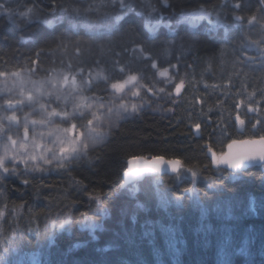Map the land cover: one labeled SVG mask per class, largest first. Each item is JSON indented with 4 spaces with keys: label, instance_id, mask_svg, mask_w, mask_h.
<instances>
[{
    "label": "snow or ice",
    "instance_id": "1",
    "mask_svg": "<svg viewBox=\"0 0 264 264\" xmlns=\"http://www.w3.org/2000/svg\"><path fill=\"white\" fill-rule=\"evenodd\" d=\"M47 8L51 19L42 17L44 9L39 4L26 6V10L19 13L28 22L36 20L52 30L44 44L33 49V56L28 57L30 62L22 64L19 70H0V234L10 220L14 225L13 236L41 230L39 223L32 225L31 216L29 225L17 230V217L23 205L9 199L10 180H18L26 186V191L31 189L40 199L39 181L54 172L67 174L76 191L88 195L91 203L100 205L101 195L95 189L89 192L83 181L72 175L74 166L84 162L92 166L93 160L99 157L94 158L91 153L97 145L106 142L111 130L120 127L122 121L142 118L148 110L175 113L177 107L183 106L191 89H198L201 84L211 90L204 94L206 97L220 93L206 109L207 100L193 94L191 109L186 110L189 134L202 141L199 150L207 160L203 169L212 165L215 172L231 169L227 174L233 178L248 175L253 168L264 170V86L248 91L250 74L239 67L258 59L261 67L258 85H264V0H255V3L232 0L230 4L225 0L207 6L197 2L194 8H184L176 0H84L83 3L81 0H49ZM225 10L228 15L224 14ZM5 14L12 19L9 0H0V15ZM173 19L176 25H189L190 31L179 41L160 40L157 47V33L161 29L168 30L165 36L175 35V25L170 22ZM205 20L223 29V43L226 44L235 31L241 40L240 48L257 53L255 57L241 60L233 49L232 65L238 70L226 77L227 86L209 84L205 79L208 73L216 75L213 65L223 62L224 47L216 54L197 57L205 65L199 80L195 79L194 65L184 59L187 54L198 51L197 26ZM65 23L67 28L57 36V26ZM81 31L99 49L97 58L86 57L85 52L90 55V49H83L80 40L71 39L69 33L79 35ZM116 32L131 38L118 52L111 47ZM141 32L146 39L141 37ZM20 42H24L23 37ZM69 45L72 46L70 55ZM109 54V60L99 58ZM125 55L127 59H121ZM44 58L49 67L43 66ZM233 77L240 78V90L235 93H232ZM242 95H246V100L239 99ZM150 96L155 97L156 102ZM229 99L231 103L226 106L225 101ZM159 100L170 102L171 107L163 108ZM24 110L27 111L23 118L17 115ZM183 118L178 116L177 123ZM122 160L119 166L122 183L118 190L133 195L140 191L142 183L158 186L162 176L169 174H174L176 180L190 178L193 187L185 188L186 193L197 191L195 183L200 178L208 180L209 188L220 187L211 178L203 177L199 168L188 166L179 158L146 157L124 151ZM261 179L264 180V176ZM68 198L65 189L63 199ZM75 203L71 201L65 206L68 211L59 228L71 224V209ZM27 211L31 213L33 205L27 204ZM81 215L86 217L87 213ZM46 220L45 228L56 227L55 220L48 217ZM90 227L95 230L98 225L93 223ZM3 243L0 241V247ZM4 260L0 253V264Z\"/></svg>",
    "mask_w": 264,
    "mask_h": 264
},
{
    "label": "trees",
    "instance_id": "2",
    "mask_svg": "<svg viewBox=\"0 0 264 264\" xmlns=\"http://www.w3.org/2000/svg\"><path fill=\"white\" fill-rule=\"evenodd\" d=\"M48 1L25 0L24 6L26 4L30 6L39 4L40 8L46 11L45 8L49 3ZM58 2H66V0H58ZM81 2L83 3L84 0ZM197 2L204 3L207 6L224 3L225 0H176V3L182 5L184 8H194ZM231 2H228V4ZM253 3H255V0H253ZM164 14L165 16L168 15L167 12ZM224 14L228 15L227 10H225ZM173 21L174 19L171 22L175 25ZM208 24L206 20L197 27L196 35L199 36L198 51L187 54L184 59L187 63L194 65L196 73L195 79L199 80L200 72L205 65L204 61L197 57H207L216 54L221 47H224L225 56L223 62L219 66L213 65V72L216 75L213 77L211 73H208L205 79L209 84L226 86V77L230 73L238 70V68H233L232 65L233 49H235L234 55L241 60L247 57H255V52L240 48L241 40L239 34L235 31L230 35L228 42L226 44L223 43V30L207 29L206 26ZM66 28V23L64 25H58L56 35L59 36L60 32ZM51 31L46 25L39 24L36 20L33 22H28L27 20L18 21L17 18L10 20L6 14L0 15V70L16 71L19 70L22 64L29 63L28 57L33 56V49L37 48L38 45H43ZM189 31V25H179L174 28V36H165L164 33H167L168 30L161 29L157 33V47L158 41L163 39H176L179 41V38L186 36ZM69 35L72 40H80L83 49H90V55L89 52H85L86 57L91 59L99 56V49L96 47V44L90 42L89 36L85 35L83 31L79 35H73L72 33H69ZM21 37L24 38L23 43L20 42ZM141 37L146 39V36L142 32ZM253 38H255L254 34ZM130 39V37H122L119 32H116L112 36L111 47L116 52L121 51L122 45L126 44ZM71 51L72 46L69 45V55ZM110 56L111 54L99 58L109 60ZM121 59H127V55L121 57ZM43 66H50L47 58H44ZM239 67H243L244 71L250 74L248 81L250 87L248 91H251L252 87L255 86H264L258 85L261 73L260 61L258 59L254 63L240 65ZM252 76H255V81L251 79ZM239 81V77H233L235 87L232 90H240ZM208 91L211 90L204 89L203 84L198 89H191V93L188 95L187 100H185L187 102L186 108L188 110L191 109L190 102L193 100V94L195 97L199 96L206 99L207 106L212 105L220 93L216 92L211 97H206L204 94ZM240 99L246 100L244 96L243 98L241 96ZM257 99H259V96H257ZM225 105H230V102L228 100L225 101ZM184 111V108H179L177 115L180 113L181 116L185 117L183 115ZM240 111L242 112V110ZM185 118L177 123V120L172 119V117L144 113L142 118L122 121L120 127H117L111 132L106 142L96 147V150L91 153L94 158L99 157V159L93 160L92 166H74L72 175L77 180H82L89 192L95 189L101 195L103 208L110 209L108 218L105 217L102 220L103 228L95 231L94 235L87 229H81L80 224L86 219H89V217H96L97 214L94 211L95 205L89 208V196L76 191L75 185H70L68 182L67 178L69 176L67 174L52 173L46 179L39 181L41 185L39 190L40 199L36 198L31 189L26 191V186L14 179L18 182V187L15 189H20V191H16L15 189L10 191L9 199L17 205H23V216H26L28 220L29 216H31L33 226L36 223L41 225L46 222L45 217L57 211L60 213L58 220L62 223L63 216L68 211V208L65 206L71 201H76L71 209V224L65 225L64 229L60 228V230L54 231V236H48L46 234L47 236L45 238H48L50 245L44 250L49 252L50 258H42L44 264H58L59 259L63 261V264H78L80 258L82 260L88 259L87 254L91 256V264H172L170 258L167 256L168 247L164 236L165 234L158 232L154 227H150L145 215H151L154 221L158 220L159 226L174 229V231L165 233H172L176 239H179L178 243L181 251L179 250L178 256L181 259L180 264H215V255H210L211 250L206 253L204 250L202 251V246H200L198 251H195V248L202 243L200 238L197 237V228L200 226L198 223L201 220V210L203 209H200V203L198 202L197 204H191L188 201L185 202L182 198V191L176 192L175 195L183 203L182 206L184 208L180 205L174 206L173 209H183L185 216L182 211V215L176 214L170 220L166 217L169 211L160 212L154 209V207H148L149 210L146 212L140 209L124 217L120 215V210L127 203V199L124 197L129 194L128 191L124 190V197L114 196L115 189H118L119 184L122 183V180L119 179V166L123 163L122 153L124 151L134 152L144 156L164 155L167 158H179L186 165L199 168L202 171L203 177L211 178L220 186L217 190H212L207 186L208 180L202 181L200 178V202L204 203L208 209H211L213 205L209 199L215 196L219 197L218 203L221 204L227 201L234 203L238 201L239 203L234 206L236 210H241L242 207H245L246 203L248 205L254 204L255 212L251 209L247 216L245 214L246 217H240L241 219H246L248 216L255 217L253 218L255 220L250 224L253 230H251L252 232L250 231L252 234L248 236V251L246 253H235L232 257L234 259L231 264H264V253L262 252L260 254L253 249L255 244L260 241L264 242V210L262 211L261 206L258 207L256 204L260 203L262 205L264 203V180L261 179L264 176V170L259 168L250 169L248 175L240 176L241 178L232 181L229 179L227 171L223 173L213 171V165L208 169H203L202 166L207 164V160L199 150V145L202 141L198 137L189 134L190 122L186 121L187 118ZM168 179L166 176L163 177V183L169 182ZM185 184L182 183L181 187L183 188ZM65 189L69 193L68 199H63V191ZM164 190L167 191V187ZM164 190L163 192L167 193ZM167 194L169 195V193ZM141 198L144 199L142 196ZM40 201H44V205L41 206L42 208L35 209L31 213L27 211V204L33 205L34 208ZM49 204H51L50 207ZM247 207L250 209V206ZM62 209L63 211H61ZM85 212L87 213L86 217L81 215V213ZM220 212L223 213L225 211L220 210ZM116 217H118L117 221H115ZM185 217L186 220H184ZM232 220L234 219L228 220L229 222L227 224L231 225ZM89 237H95L96 239L92 242H87ZM235 237L236 235H232V241L235 239L238 242L240 238ZM28 240L38 243V237L36 235L28 237ZM114 241H117L119 245L114 246ZM218 242L219 247L216 248V254L222 251L221 238L218 239ZM16 245L20 246L21 249H26L27 247L33 248L30 244L27 245L25 240H17ZM100 251L104 257H109V259L102 261L103 257L100 256ZM193 258L194 261H192Z\"/></svg>",
    "mask_w": 264,
    "mask_h": 264
},
{
    "label": "bare ground",
    "instance_id": "3",
    "mask_svg": "<svg viewBox=\"0 0 264 264\" xmlns=\"http://www.w3.org/2000/svg\"><path fill=\"white\" fill-rule=\"evenodd\" d=\"M14 1L15 0H12L9 3H12V2L14 3ZM42 14L44 15V11L42 12ZM10 20H14V18L12 17V19H10ZM147 113H152V112H147ZM98 146H100V145H98ZM98 146H96V147H98ZM168 159H172V158H168ZM81 165H88V163L84 162ZM212 167H214V165ZM165 176L169 178L168 179L169 182L163 183V181L161 179L158 186L153 185L150 182H145V183H143L144 185L143 184L140 185V191L136 192L134 195L132 193L128 192L129 194L126 193L127 194L126 197H124V192H123L124 190H118L116 188L114 196L115 197L116 196H123L124 198L127 199V203L119 212L120 215H122L124 217L125 215H127V214L130 215L134 212H137L140 209L145 210V212H146L149 210L150 207H154V209H157L160 212L161 211H169V213L166 215V217L171 220L175 217L176 214L182 215V211H183V209H181V208H179V209L174 208L173 209L174 206H180L181 205V207L184 208V206H182L183 203L180 200H178L176 195H175V193L178 191H182V198L185 202L188 201L191 204H197V202L199 203L198 200H200V193H201L200 192L201 187L199 184L200 179L196 180V183H195V187H196L197 191L186 193L184 191L185 188H192L193 187V184L190 181V178L182 177L180 180H176L175 178H173L174 174L163 175L162 178ZM67 179L69 182L70 177ZM17 183L18 182L15 181L14 179H12L9 182L10 191H13L15 188L18 187ZM182 183H186L183 188L181 187ZM165 187H167V191L164 190ZM163 190L165 192L169 193V195L167 193H163ZM198 191H199V193H198ZM162 193H163V197H161ZM9 195H10V192H9ZM141 196L144 197V199H142ZM209 200L211 203L216 204L219 200V197L215 196ZM164 201H167V202L165 203ZM88 202H89L88 203V205H89L91 203V201L88 200ZM43 205H44V201H40L36 205V207L33 208V210L40 209V208H42L41 206H43ZM137 205H142V207H138ZM93 206H94V211L97 215L102 216L101 214L105 213V215L103 217L108 218V214L110 213L109 208L108 209L103 208L102 203H101V207L103 209L101 211L99 210L97 204H95V203H91V207H89V208H92ZM22 208H23V206H22ZM219 209H220V207H219ZM216 212H217V209H215V211H213V212H210V213L208 212V213L204 214L203 210H201V214L203 215V217L200 220V222L198 223L200 226H198V228H197V237L200 238L202 243L197 248H195V251H198L200 246H202V251L204 250L206 253H208L211 250L210 255H215V264H231L233 259H234V258H232L234 255H228L227 257H225L223 254H220L219 252H217V254H216V248L219 247L218 239H220L222 237L224 230H232L231 231L232 235H238L239 233H238V229L236 226H241L243 229H246L247 224L248 225L252 224V221L255 220L253 218H255V217L248 216L246 219L240 218L237 221L232 220L233 222H231V225H230V224H226L228 222L227 220H221L220 218H218V215L216 214ZM57 213H59V212L57 211L54 214L48 216V218H50L51 220H55L57 222L56 227H52L51 225H48V227L45 228L44 225L47 223V221H46V222L41 224V230L39 232L27 231L24 234L18 235V236H13L11 234V229H12V227H14V225L12 224V222L10 220L9 225L6 227L5 231L2 234H0L1 241L4 242L3 244L10 245V250L5 247L7 249L6 253L9 250V255H11L13 250L19 249L18 254L23 255L22 257L24 259H30L32 257H35L34 258L35 261L33 260V264H44V261L42 260V258H48V257L50 258L49 252L44 250L47 246L50 245V243H49L50 241L48 240V238L46 239L45 237L47 235L48 236H50V235L54 236V231L60 230V228L58 226L60 223L58 220L60 216L57 215ZM158 214H160V213H158ZM220 214H221V212H220ZM184 216H185V212H184ZM207 216H208V219H207ZM93 217H95V216H93ZM117 218L118 217L115 218V221H117ZM145 218L147 220L148 225L150 227L156 228V230L158 232L165 234L164 236L166 237V239H167L168 234L165 232L174 231V229L171 227L166 228V226H163V227L159 226V221L158 220L154 221V218H152L151 215H145ZM17 219H18V224H19V228L17 229L18 231L22 230L24 227L29 225L28 218L26 216H23V212L21 210H20V213L18 214ZM89 219H92V218H89ZM96 220L92 219L91 223L84 221L82 224H80V228L83 230L87 229L90 231V233L92 235H94L95 231L101 230L104 226L103 223H101L99 220H97L98 223H100V226L96 227V229L94 231L90 227V225L93 223L97 224ZM184 220H186V217ZM208 220H209V225H206L208 223ZM204 230H205V234H206L205 238H204V235L201 237V231H204ZM192 232L194 233V231H192ZM34 235H36L38 237V243L28 240V237L34 236ZM94 239H96V238L95 237H89L87 239V242H92ZM17 240H22V241L25 240V243L27 245L30 244L33 248L27 247L26 249L25 248L21 249L20 246L16 245ZM118 245H119V243L117 241H114V246H118ZM221 247H222V245H221ZM226 248H227L226 246H223L221 253L228 252V250ZM99 254H100V256L103 257L102 261L109 259V257H104V255L101 251L99 252ZM87 257H88V259H84V260H82V258H80L78 260V264H91V260H90L91 256L89 254H87ZM163 261H164V258H163ZM170 261L172 262L171 258H170ZM180 261H181L180 256L177 255L176 261L172 262V264H180ZM192 261H194V258ZM224 262H226V263H224ZM11 264H12V260H11ZM58 264H63V261L59 259Z\"/></svg>",
    "mask_w": 264,
    "mask_h": 264
},
{
    "label": "rangeland",
    "instance_id": "4",
    "mask_svg": "<svg viewBox=\"0 0 264 264\" xmlns=\"http://www.w3.org/2000/svg\"><path fill=\"white\" fill-rule=\"evenodd\" d=\"M10 1H12V0H9V2ZM49 2V1H48ZM24 4H25V0H15L14 1V3L12 2V3H10V8H11V10H12V17L14 18V20L17 18L18 19V21H20V20H26V19H23L20 15H19V13L20 12H23V11H25L26 10V6H28V7H31L30 5H25L24 6ZM43 8H45V7H43ZM45 10L46 11H44V15L43 14H41L43 17H48L49 19H51V16H50V9H48L47 8V6H46V8H45ZM206 21V20H205ZM165 22H169V21H165ZM171 22V21H170ZM172 23V22H171ZM173 23H175V27H178L179 25H176V21H175V19H174V21H173ZM202 23H204V21H202L199 25H201ZM198 25V26H199ZM197 26V27H198ZM190 27V26H189ZM207 29H210L211 28V30L212 29H216V30H218V29H222V28H218V27H214L213 25H211V24H208L207 26ZM223 30V29H222ZM254 34V33H253ZM254 36H255V34H254ZM256 38V37H255ZM245 49H247V48H245ZM247 50H249V51H252V52H255L254 50H252V49H247ZM257 55V53L255 52V56ZM41 75H42V73H41ZM34 78H39V77H34ZM226 86H227V83H226ZM237 91H239V90H232V93H235V92H237ZM204 93V92H203ZM99 94H101V95H103V93H99ZM143 94V93H142ZM243 96L246 98V95H242V98H243ZM150 98L154 101V102H156V98L155 97H151L150 96ZM197 98H200V99H203L202 97H199V96H197ZM241 98V96L239 97V99ZM133 100H135L136 98H132ZM161 105H163V108H169V107H171V103L170 102H165L164 100H159L158 101ZM189 102V101H188ZM228 102H230L231 103V99H229L228 100ZM186 103L187 102H184V104H183V106H179V107H177V110L179 109V108H184L185 109V111L183 112V115L186 117V110H188V108H186ZM205 107H207V105H205ZM177 110H176V112L175 113H167V112H163V111H161V112H153V111H150V110H148V111H146L145 113H147V112H152V114H158V115H161V116H163V117H169V118H171L172 117V119H174V120H177V117L178 116H181V114L179 115H177ZM242 110V112H243V109H241ZM26 111L27 110H24V111H22V112H18L17 113V115H19V116H21V118H23V115L26 113ZM210 115H212V114H210ZM184 117V118H185ZM214 118V117H213ZM186 119V118H185ZM186 121H188L187 119H186ZM122 123V122H121ZM30 128H31V126H30ZM114 129H116V128H113L112 130H111V132L114 130ZM194 130V129H193ZM108 139V138H107ZM98 146V145H97ZM55 173V172H54ZM185 178V177H184ZM239 178H241L240 176H237V177H235V178H233V177H230L229 176V179L230 180H232V181H234V180H237V179H239ZM228 179V178H227ZM199 180V179H198ZM201 180L202 181H206L205 179H203V178H201ZM200 180V181H201ZM210 189H212V190H217V188H210ZM164 193V192H163ZM163 193H162V195H161V197H163ZM198 193H199V191H198ZM215 195H217L216 193H214ZM198 196V195H197ZM199 201V203H200V209H203V212H204V214L205 213H210V212H213V211H215V209H217V212H216V214L218 215V218H220L221 220H230V219H234V220H236V219H239L240 217H244L245 216V214H246V216H247V214H249L250 213V210L252 209V211L253 212H255V210H254V204H252V205H248V203H246V205H245V207H242V209L241 210H236L235 208H234V206L236 205V204H238L239 202L237 201V203H234V202H232V201H227V202H225V203H214L213 205H212V208L211 209H208L207 208V206L204 204V203H202V202H200V200H198ZM257 204V206L258 207H260L261 206V204L260 203H256ZM98 206V208H99V210L101 211L103 208L101 207V204L100 205H97ZM247 206H250V209L247 207ZM219 207H220V209H219ZM22 207H21V211H22ZM261 209H262V211L264 210V203H262V206H261ZM220 210L221 211H225V212H223V213H221L220 214ZM99 211V212H100ZM238 211V212H237ZM240 212V213H239ZM101 213V212H100ZM102 216H99V215H96V217H89V218H92L93 220H96L97 218V220H100V222L102 223V220H103V216L105 215V213H103V214H101ZM245 216V217H246ZM202 217H203V215L201 214V219H202ZM92 219H86L85 221H87V222H90L91 223V220ZM207 219H208V216H207ZM96 220V221H97ZM229 222V221H228ZM227 224V223H226ZM96 225H98V227L100 226V223H98V221H97V224ZM206 225H209V220H208V223L206 224ZM212 228V227H211ZM96 229V228H95ZM237 229H238V235H236V237L235 238H240V240L237 242V241H235V239L232 241V234H231V231L232 230H224L223 231V235H222V237H221V242H222V247L223 246H226L227 248V250H228V252H226V253H220V254H223L225 257H227L228 255H234L235 253H246L247 251H248V236L250 235V234H252L251 232V230H253V228H252V225H248L247 224V228L246 229H243L241 226H239V227H237ZM95 231V230H94ZM251 231V232H250ZM204 235V238H205V236H206V234H205V230L204 231H201V237ZM165 240H166V244H167V249H168V254H167V256L169 257V258H171V260H172V262H174V261H176V259H177V255H178V253H179V250H180V246H179V239H176V237L174 236V234H172V233H169L168 235H167V239H166V237H165ZM0 241H1V237H0ZM5 247L6 248H8L9 250H10V245H5V244H3L2 245V247H0V253H2L3 255H4V257H5V260H4V262H3V264H11V260H12V264H33V260L35 261V257H32V258H30V259H24L22 256L23 255H21V254H18V252H19V249H17V250H13V252L11 253V255H9V250H8V252L6 253V251H5ZM163 247H165V246H163ZM253 249H255V251H257V252H259L260 254L263 252L264 253V242H259V243H257V244H255L254 246H253ZM12 258V259H11ZM228 262V261H227ZM224 263H226V262H224Z\"/></svg>",
    "mask_w": 264,
    "mask_h": 264
},
{
    "label": "water",
    "instance_id": "5",
    "mask_svg": "<svg viewBox=\"0 0 264 264\" xmlns=\"http://www.w3.org/2000/svg\"><path fill=\"white\" fill-rule=\"evenodd\" d=\"M151 156H153V155H148V156H146V157H151ZM165 159H168V158L165 157ZM214 167H215V165H214ZM257 168H258V167H257ZM226 171L230 172V171H232V170H231V169H228V170H226ZM169 175H172V174H169Z\"/></svg>",
    "mask_w": 264,
    "mask_h": 264
},
{
    "label": "flooded vegetation",
    "instance_id": "6",
    "mask_svg": "<svg viewBox=\"0 0 264 264\" xmlns=\"http://www.w3.org/2000/svg\"><path fill=\"white\" fill-rule=\"evenodd\" d=\"M231 1H232V0H227V3H228V2H231Z\"/></svg>",
    "mask_w": 264,
    "mask_h": 264
}]
</instances>
